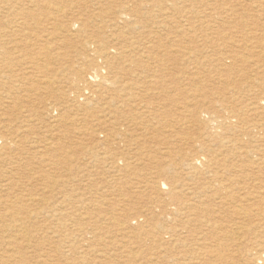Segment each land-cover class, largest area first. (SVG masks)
<instances>
[{"label":"bare ground","instance_id":"1","mask_svg":"<svg viewBox=\"0 0 264 264\" xmlns=\"http://www.w3.org/2000/svg\"><path fill=\"white\" fill-rule=\"evenodd\" d=\"M205 6L179 35V0H0V245L20 256L0 264L26 262L30 236L46 251L52 226L62 264L113 230L180 264H264V0ZM101 165L113 181L89 189L112 216L82 218Z\"/></svg>","mask_w":264,"mask_h":264},{"label":"rangeland","instance_id":"2","mask_svg":"<svg viewBox=\"0 0 264 264\" xmlns=\"http://www.w3.org/2000/svg\"><path fill=\"white\" fill-rule=\"evenodd\" d=\"M205 3H203V4H201L200 3V5H199V3L198 2H196V1H194V0H179V10L181 9V11H179V35L181 34V32L180 31H186V32H189V31H191V35H194V33L192 32V30H190V26H189V23H191V18H192V16L193 17H197V15H193L194 13H196L197 12V14H198V18L196 19V17H195V19H192V22L193 23H196V22H198L199 20H200V18L202 17V12H205V13H207V12H209L208 11V6H205V4L207 3V5L208 4H215V0H203ZM195 2V3H194ZM199 2H201V1H199ZM188 4V5H187ZM189 5H190V7H192V13H191V8L189 7ZM195 5V6H194ZM185 7H188L186 10H184V8ZM200 12V13H199ZM188 14V15H187ZM186 15H187V17H186ZM189 17V18H188ZM183 18V19H182ZM188 23V24H187ZM184 24V25H183ZM183 25V26H182ZM189 27V28H188ZM183 28V29H182ZM193 33V34H192ZM196 36H198V34L196 33ZM180 39V38H179ZM191 44V43H190ZM200 44V43H199ZM195 45H197V44H194V46ZM190 47H191V49L192 50H190V52H189V50L187 51L186 49V51L184 50V49H180V50H182V53H181V55H180V59H179V66L180 67H182L181 66V64H187L188 66H189V63L187 62V61H189L188 60V58H191V56L194 58L195 56V52L193 51V46H192V44L190 45ZM192 51V52H191ZM186 52H188V53H186ZM186 58V59H185ZM185 66V65H184ZM51 67H56V65H51ZM186 67V66H185ZM189 68H191V69H194V67H193V65H191L190 64V66H189ZM180 71V70H179ZM179 75H180V73H179ZM170 126H168L167 128L169 129V130H167V133H171L172 131H174V128H169ZM87 129V128H86ZM98 131V130H97ZM101 131H103V130H100V131H98L97 132V137H98V139H99V142H101V143H99V144H96V143H94L93 144V142H92V140L93 139H91L90 138V141H87L88 142V148H87V153H88V158H91V157H93V155H91V153H103L104 152V149H105V142H103L104 141V137H103V134L102 135H100V133H101ZM170 131V132H169ZM168 136H169V134H167ZM172 140H174V138H172V137H168V139H167V142H165L164 144L165 145H163L161 148H168V143H170ZM103 142V143H102ZM175 142V141H174ZM104 146V148L102 147V146ZM94 147V148H93ZM170 147V146H169ZM100 148V149H99ZM165 151H167V150H165ZM90 152V153H89ZM93 160V159H92ZM90 162H91V159H90ZM91 167H93V164H91ZM92 169V170H91ZM98 170V171H97ZM107 169L105 168V165L104 166H100V167H97V168H95V169H93V168H90L89 169V171H88V173H87V176H86V181L87 182H85V190H86V194L87 195H85V200H86V202H85V204L87 205V206H89V209L87 208V209H83L82 210V218H91V217H93V216H95V217H93V218H95V219H102V220H104V219H108L109 218V215H110V217L112 216L110 213L112 212V208H113V206L111 207V206H107V205H105V204H103L104 202V199L103 198H101V197H103V195H109V193H107L106 191V189H104V190H102V191H100V193H98V191L96 190V193H95V191L94 190H92V189H89L91 186L90 185H92V183L94 182V181H96L95 183H99V182H103V181H109L110 182V180L111 181H113V179L109 176L110 174H108L107 173V171H106ZM92 172L94 173V174H92ZM101 173V174H100ZM106 173V174H105ZM40 173H38V174H36L35 175V177H39L38 175H39ZM63 174V172L62 173H59V175H62ZM92 174V175H91ZM101 175V176H100ZM103 175V176H102ZM26 176V177H25ZM93 176V177H92ZM99 176V177H98ZM105 176V177H104ZM23 177H25L26 179H28V175H24ZM91 177V178H90ZM90 178V179H89ZM95 178V179H94ZM92 179V180H91ZM108 179V180H107ZM102 180V181H101ZM92 191V192H91ZM104 193V194H103ZM92 194V195H91ZM96 195V196H95ZM87 196V197H86ZM100 197V198H99ZM105 197V196H104ZM111 197V198H110ZM96 198V199H95ZM106 198H108V200L109 201H111V203L110 204H113V203H115V197L114 196H107ZM97 200L96 202H93L94 204H90V202H89V200L91 201V200ZM99 200V201H98ZM88 202V203H87ZM97 204H101L99 207H95L94 205H97ZM103 206H105V207H103ZM111 207V208H110ZM96 208V209H95ZM110 208V209H109ZM103 209V210H102ZM87 210H89L90 212H91V210H92V213H93V215H88L87 213H88V211ZM104 210H105V212H107V214L106 215H102V213L104 212ZM98 211V212H97ZM109 211H110V213H109ZM87 212V213H86ZM84 214V215H83ZM109 214V215H108ZM108 216V217H107ZM83 220H87V219H83ZM85 223H88V221H84ZM54 223H56V222H51V225L50 226H52V225H54L55 226V224ZM9 224V223H8ZM68 224H70V223H68ZM54 229H55V227H53L52 226V228L48 231V232H46V233H41V235L42 236H45V237H47V238H49V239H51L50 241H51V243L49 242V243H47V247L45 246V250L46 251H44L43 253L42 252H40V251H37L36 249H35V252H34V249H33V246H34V240H35V237H32V236H30V243H28V245H29V248L26 250V251H28V252H26V260L28 261H24L23 263H18L19 262V260H20V256H19V254L17 253V248L16 247H14L13 245H11L12 244V242H13V240L12 239H8L6 236H2L3 238H2V240H3V243H1V245H0V254L1 255H4V256H6V257H8V259H9V256L8 255H12V257L13 258H11V259H16V260H18V262H17V264H29V263H31V264H36V262L38 261V256L40 255L41 256V258L39 259L40 261V263L39 264H44L43 262H45V261H47V263L46 264H62L63 262L61 261V262H58V255H56L57 253L55 252V244H56V241H57V243H59V239H60V234H57V233H54ZM53 232V233H52ZM116 232V233H115ZM183 231L180 229V227H179V233H182ZM49 235H48V234ZM112 235H114L113 237H112V235L110 236V237H112V239L110 238V237H107L106 238V236H107V233L105 232L104 234H103V236H100L101 238L103 237V240L106 242L105 244H106V246H104V244H103V246L102 245H100V246H97V245H94L93 244V251H92V253H90V256H87L86 257V259L88 260H85V262L84 261H82L81 262V260H80V263L79 264H127V263H129V264H146L145 262H148V263H152L153 262V264H157V263H159L160 264V262H161V260H162V257H163V263L162 264H180V263H183L185 260H184V254L182 253V252H179V251H174L172 254H170V256L168 257V258H166L165 256V254L163 253V255L160 253V252H153V251H147V250H145V249H143V248H140L139 246H137L136 244H134L133 243V245H131L130 243H131V241L132 240H130L131 238H123L122 237V235H119V233H118V231H116V230H113L112 231ZM186 233H183L182 234V237H185L186 235H185ZM98 236V235H97ZM105 236V237H104ZM51 237V238H50ZM59 237V238H58ZM89 237H91V236H89ZM6 238V239H5ZM96 238H98V237H96ZM241 241H239L238 243L239 244H241V242H242V244L243 243H245L246 241H247V236L246 235H244V234H241ZM1 239V238H0ZM99 239V238H98ZM108 239H110V240H108ZM115 239V240H114ZM116 239H118V240H116ZM94 240V239H93ZM92 240V241H93ZM108 241H114V242H112V244H111V246L109 245V242ZM125 244H123V243ZM92 243H94V242H92ZM120 243V244H119ZM237 243V245H239ZM4 244H5V246H4ZM49 244V245H48ZM96 244V243H95ZM128 244L130 245V246H133L134 248H132V250H135V252H134V254L135 255H133V256H131V255H128V256H126V255H124V254H126V253H124V252H128L129 250H130V248L129 247H126V248H122V247H125V246H128ZM115 245V246H114ZM121 245V246H120ZM136 245V246H135ZM10 246H12V247H10ZM54 246V247H53ZM120 246V247H119ZM98 247H101V248H98ZM15 248V249H14ZM51 248V249H50ZM111 248V249H110ZM117 248V249H116ZM120 248H121V252H122V254H121V256H122V258L121 259H117L116 257L117 256H115V254L116 253H118L119 252V250H120ZM238 249V248H240V246H235V249ZM8 251H7V250ZM127 249V250H126ZM15 250H16V252H15ZM50 250V251H49ZM11 251V252H10ZM111 251V252H110ZM113 251V252H112ZM139 251V252H138ZM145 251V252H144ZM9 252V253H8ZM32 252V253H31ZM52 252V253H51ZM100 252H102V253H100ZM142 254H141V253ZM8 253V254H7ZM34 253V254H33ZM46 253H48V254H46ZM50 253V254H49ZM55 253V254H54ZM94 253V254H93ZM100 253V254H99ZM103 253H104V255H103ZM108 253H109V255H108ZM114 253V254H113ZM155 253V254H154ZM159 253V255H157ZM30 254V255H29ZM33 254V255H32ZM97 254V255H96ZM107 254V255H106ZM182 254V255H181ZM38 255V256H37ZM56 255V256H55ZM112 255H114L113 257H112ZM31 256V257H30ZM43 256H44V258H43ZM97 256H99L98 258H97ZM123 256H124V259H123ZM150 256V257H149ZM153 256V257H152ZM34 257V258H33ZM37 257V258H36ZM48 257L50 258V259H48ZM54 257V258H53ZM57 257V258H56ZM92 257V258H91ZM94 257V258H93ZM110 257V258H109ZM148 257V258H147ZM30 258H33L34 259V261H33V259H32V262H31V259ZM36 258V259H35ZM100 258V259H99ZM102 258V259H101ZM104 258V259H103ZM112 258V259H111ZM145 258V259H144ZM183 258V259H182ZM29 259V260H28ZM42 259H43V261H42ZM56 259V260H55ZM90 259H92V260H90ZM96 259V260H95ZM114 259V260H113ZM128 259V260H127ZM166 259V260H165ZM94 260V261H93ZM101 260V261H100ZM106 260V261H105ZM123 260V261H122ZM135 260V261H134ZM151 261V262H149V261ZM154 260V261H153ZM165 260V261H164ZM36 261V262H35ZM55 261V262H54ZM100 261V262H99ZM109 261V262H108ZM113 261H115V262H113ZM131 263H130V262ZM138 261H139V263H138ZM177 261V262H176ZM35 262V263H34ZM42 262V263H41ZM49 262V263H48ZM106 262V263H105ZM123 262H125V263H123ZM136 262V263H135Z\"/></svg>","mask_w":264,"mask_h":264}]
</instances>
